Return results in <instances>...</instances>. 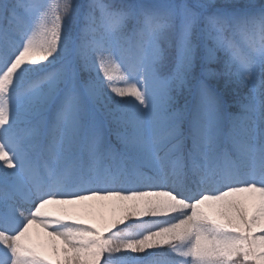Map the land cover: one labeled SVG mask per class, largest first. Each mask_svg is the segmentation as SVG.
Wrapping results in <instances>:
<instances>
[{
  "label": "snow or ice",
  "instance_id": "snow-or-ice-1",
  "mask_svg": "<svg viewBox=\"0 0 264 264\" xmlns=\"http://www.w3.org/2000/svg\"><path fill=\"white\" fill-rule=\"evenodd\" d=\"M32 225L55 264H264V0H0V264H53Z\"/></svg>",
  "mask_w": 264,
  "mask_h": 264
},
{
  "label": "rangeland",
  "instance_id": "rangeland-1",
  "mask_svg": "<svg viewBox=\"0 0 264 264\" xmlns=\"http://www.w3.org/2000/svg\"><path fill=\"white\" fill-rule=\"evenodd\" d=\"M233 2L238 3L239 1L233 0ZM255 2L260 3L262 0H255ZM52 57H49V60H51ZM48 61H44L46 64ZM88 204L93 205V207L87 211H85L83 205H77L75 206L79 212V215L73 216L70 220L79 219L81 221L80 226H91L93 229L99 228L104 235H108L110 231L106 230V225L111 224L115 219H117L120 215L119 211L114 210L112 207V202H102V201H89ZM72 207V206H67ZM49 210L51 211L52 215L49 217V219H55L57 217H60L61 214L55 210V206H49ZM63 220H69L68 218H63ZM64 222V221H63ZM129 220H126L124 224L117 225V228H113L112 230H118L119 227H124L127 224H129ZM65 223V222H64ZM39 230V225H32L30 228V234L32 236V239L34 242L38 244L45 245V255L48 256L49 259L53 261V264H55L56 260L58 258L62 259L63 254H60V257H57V254L52 250L51 253H48L47 249V235ZM51 230V229H48Z\"/></svg>",
  "mask_w": 264,
  "mask_h": 264
},
{
  "label": "trees",
  "instance_id": "trees-1",
  "mask_svg": "<svg viewBox=\"0 0 264 264\" xmlns=\"http://www.w3.org/2000/svg\"><path fill=\"white\" fill-rule=\"evenodd\" d=\"M239 1L238 3L239 4H246L249 2V0H237ZM75 2H80V3H84L86 2V0H75ZM147 2H154V0H147ZM42 64H45L44 61H41L40 62V65ZM40 65H35L34 67H38ZM211 67L213 69H219V66L217 64H212ZM94 74V73H93ZM223 82V80H221V83ZM118 83V86H122V82H117ZM231 91H232V95L235 99V101L237 103L234 104L233 106V114L234 115H237L239 116L241 114V108H240V103L239 102H244V97L247 95L249 89H248V86L244 83H239V84H233L231 85ZM116 99H120L119 97H116ZM127 99V98H126ZM115 139V137H113V140ZM207 210V209H205ZM171 215H176V214H170L169 217H161V218H152V217H141L140 219L141 220H151V219H167V218H170ZM217 219H219V217H216ZM65 223H72V220H66L64 219L63 220ZM130 222L129 223H134L137 221V218L136 217H133L131 220H129ZM87 227V226H85ZM38 231H41L42 233L44 232L46 235H47V231H50V230H45L43 229L42 227L39 226V230ZM110 233H108V235H110ZM256 235H260L259 232L255 233ZM107 236V235H106ZM47 246H48V253H51L52 252V248L50 246V238L47 237ZM57 243H59V241H57ZM173 243H178L177 241H173ZM170 249L168 247V245H165L162 249H160L159 251H162V252H168ZM158 261L160 262V264H169V261H170V257L168 256H160V257H157ZM237 259H242L240 257H238ZM101 264H103V259L101 260Z\"/></svg>",
  "mask_w": 264,
  "mask_h": 264
}]
</instances>
